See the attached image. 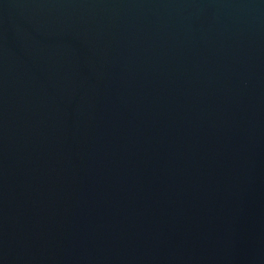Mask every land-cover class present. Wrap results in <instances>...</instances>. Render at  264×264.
Masks as SVG:
<instances>
[{
  "label": "water",
  "instance_id": "water-1",
  "mask_svg": "<svg viewBox=\"0 0 264 264\" xmlns=\"http://www.w3.org/2000/svg\"><path fill=\"white\" fill-rule=\"evenodd\" d=\"M0 264H264V0H0Z\"/></svg>",
  "mask_w": 264,
  "mask_h": 264
}]
</instances>
